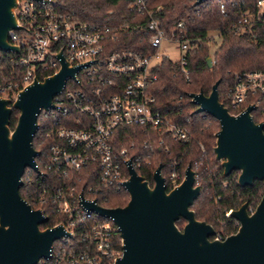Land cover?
Wrapping results in <instances>:
<instances>
[{"label":"built area","instance_id":"obj_1","mask_svg":"<svg viewBox=\"0 0 264 264\" xmlns=\"http://www.w3.org/2000/svg\"><path fill=\"white\" fill-rule=\"evenodd\" d=\"M52 1L18 0L14 12L21 29L11 30L8 41L19 51L0 50V98L13 100L34 78L55 74L61 65L58 51L71 67L79 66L75 78H68L53 98V108L38 115L37 142L46 148L38 151L37 171L27 167L22 175L30 207L59 218L50 226L61 225L69 233L54 240L47 258L36 264H113L122 251L118 226L87 204L114 208L109 201L126 192L129 161L140 175L138 170L151 166L153 181L159 165L153 161L156 148L167 152V142L193 140L189 118L181 117L180 109H161L150 86L158 80L162 59L178 63L188 82L187 52L198 39L186 35L183 20L163 28L158 19L162 5L151 8L147 0H130L125 15L108 22L80 20L73 12L59 11ZM230 3L238 9L230 26L235 33H264V0ZM219 10L226 15L224 4ZM126 33L141 35L137 48H113ZM207 35L209 43L221 37L218 31ZM168 50L178 54L176 60ZM210 57L213 65L214 52ZM227 73L230 83L222 103L228 112L236 115L253 105L252 117L254 112L263 116L264 68ZM138 134L144 140L137 143ZM165 172L161 174L170 190L185 171L172 158ZM255 207L251 201L248 212ZM213 238L224 239L217 232Z\"/></svg>","mask_w":264,"mask_h":264},{"label":"water","instance_id":"obj_2","mask_svg":"<svg viewBox=\"0 0 264 264\" xmlns=\"http://www.w3.org/2000/svg\"><path fill=\"white\" fill-rule=\"evenodd\" d=\"M18 0H0V50L18 52L8 41L11 30H19L15 9ZM197 5L205 0H194ZM56 5V1H52ZM59 70L33 81L17 96L0 98V264H36L47 258L53 241L69 235L61 225H40L48 221L41 210L32 209L21 196L22 175L27 167L37 171L33 145L37 117L43 109L53 108L68 78L74 79L79 66L71 67L61 51ZM211 67V57L206 59ZM212 83L209 95L202 91L189 93L195 113H204L219 121L214 133L212 153L219 161L223 176L239 172L237 184L249 187L255 181L264 186V122H256L251 111L231 114L218 99V83ZM19 111L14 128L10 116ZM159 164L153 173V185L132 168L124 182L129 200L124 206L102 208L87 204L91 210L110 217L118 226L122 251L113 264H264V192L253 212L246 202L229 212L239 222L233 234L224 239L213 238V226L197 220L191 209L201 188L196 185V172L188 163L184 178L176 187L167 189ZM184 220L180 229L176 222Z\"/></svg>","mask_w":264,"mask_h":264},{"label":"trees","instance_id":"obj_3","mask_svg":"<svg viewBox=\"0 0 264 264\" xmlns=\"http://www.w3.org/2000/svg\"><path fill=\"white\" fill-rule=\"evenodd\" d=\"M130 0H56V8L65 13L73 12L84 21L108 22L116 19L127 12ZM194 0H147L148 6L155 8L162 5L158 14L161 25L170 29L178 20H183L187 30V36L197 38L191 50L187 52L188 69H190L189 81L186 82L184 75L179 70L178 63L162 59L157 67L158 80L150 86L156 103L161 109H180L181 117L190 120V132L193 140L190 143L167 142L169 150L164 152L157 150V156L153 159L154 165L161 164L163 175L166 174L168 164L175 158L181 169H185L188 163L196 172V185H200L201 191L194 201L192 210L197 220H203L213 226L222 238L233 234L239 226V222L225 213L241 206V203L249 204L253 201L258 204L264 192L263 183L255 181L249 187H240L237 184L239 172H233L224 177L219 161L215 159L212 149L215 144L214 133L219 129V121L204 113H195L197 105L191 103L188 94L202 91L209 95L212 83L220 79L218 83V99L224 102L223 96L230 83L229 71L264 68V33L245 32L237 34L231 28V24L238 15V9L231 6V0H206L202 4H194ZM248 5L256 0H246ZM226 7V15L220 13V5ZM210 31H218L221 35L220 43L214 49L215 63L209 68L206 59L210 56V43L207 34ZM118 39L113 48L131 47L137 48L142 38L139 33H126ZM226 104V103H225ZM264 108V104H263ZM19 111L13 109L10 116L11 128L15 127ZM256 122H264V115L253 113ZM37 123L41 125L40 117ZM40 130L33 137L34 148L40 153L46 145L37 142ZM143 135L138 134V142ZM202 146L203 151L200 148ZM37 159V158H36ZM39 164V159H37ZM151 166L138 170L150 185ZM21 196L31 202L29 194L21 187ZM219 197V198H218ZM129 200L127 192H120L109 201V206H124ZM59 218L49 216L48 221L40 225L42 229L52 225ZM223 221V231L219 229V223ZM182 229L185 221L176 222Z\"/></svg>","mask_w":264,"mask_h":264},{"label":"rangeland","instance_id":"obj_4","mask_svg":"<svg viewBox=\"0 0 264 264\" xmlns=\"http://www.w3.org/2000/svg\"><path fill=\"white\" fill-rule=\"evenodd\" d=\"M18 34H21V32H18ZM220 43V37L219 36H216V37H214V41L213 42H211L210 43V52L211 53H213V51H214V48L218 45ZM168 53H171V56H172V58L173 59H177V53H175L174 51H172V50H168L167 51ZM210 53V54H211ZM212 66V65H211ZM219 229H220V231L222 232L223 231V221H221L220 223H219Z\"/></svg>","mask_w":264,"mask_h":264},{"label":"flooded vegetation","instance_id":"obj_5","mask_svg":"<svg viewBox=\"0 0 264 264\" xmlns=\"http://www.w3.org/2000/svg\"><path fill=\"white\" fill-rule=\"evenodd\" d=\"M35 150H36V149H35ZM37 155H38V154H37ZM37 155L34 157L35 162H36V167H37V163H38V162H37V159H36V158H37Z\"/></svg>","mask_w":264,"mask_h":264}]
</instances>
